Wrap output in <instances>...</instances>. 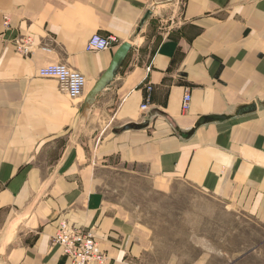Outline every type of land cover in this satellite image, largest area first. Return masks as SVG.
<instances>
[{
    "label": "crops",
    "instance_id": "1",
    "mask_svg": "<svg viewBox=\"0 0 264 264\" xmlns=\"http://www.w3.org/2000/svg\"><path fill=\"white\" fill-rule=\"evenodd\" d=\"M4 14L0 264H70L52 242L62 221L92 229L106 264H142L151 233L114 196L127 175L164 195L186 184L264 227V0H0V26ZM95 34L116 43L87 52ZM18 37L28 38L29 55L15 50ZM124 42L132 49L116 80L86 107ZM52 64L84 76L80 98L38 76ZM253 102L251 114L183 134Z\"/></svg>",
    "mask_w": 264,
    "mask_h": 264
},
{
    "label": "rangeland",
    "instance_id": "2",
    "mask_svg": "<svg viewBox=\"0 0 264 264\" xmlns=\"http://www.w3.org/2000/svg\"><path fill=\"white\" fill-rule=\"evenodd\" d=\"M126 177L114 196L151 233L142 264H264V227L253 217L186 184L164 195Z\"/></svg>",
    "mask_w": 264,
    "mask_h": 264
},
{
    "label": "built area",
    "instance_id": "3",
    "mask_svg": "<svg viewBox=\"0 0 264 264\" xmlns=\"http://www.w3.org/2000/svg\"><path fill=\"white\" fill-rule=\"evenodd\" d=\"M11 29V20L8 15L1 16L0 44L6 41L5 34ZM15 50L23 55L30 54L28 38L18 37L13 40ZM115 38L112 36H91L86 44L87 52H99L114 46ZM37 74L41 78H54L63 92L70 100H75L83 95L85 79L78 71L66 64H52L39 68ZM146 87V95L140 109L146 111L150 102L149 91ZM191 94L189 88L184 89L181 108L187 112L190 106ZM52 242L61 248L62 254L69 260L70 264H106L108 256L100 249L96 242L92 229L74 227L67 222H60Z\"/></svg>",
    "mask_w": 264,
    "mask_h": 264
},
{
    "label": "water",
    "instance_id": "4",
    "mask_svg": "<svg viewBox=\"0 0 264 264\" xmlns=\"http://www.w3.org/2000/svg\"><path fill=\"white\" fill-rule=\"evenodd\" d=\"M151 11H147L143 18L140 20L138 27L136 28L134 35L137 36L141 29L146 24L147 20L151 16ZM132 45L130 42H124L122 43L117 50L115 51L113 58L111 60V63L107 70L104 72V74L100 77L98 82L93 86V88L88 93L85 105L86 107H90L94 104V102L97 100V98L100 96L102 92H104L115 80L119 73V70L126 59L128 53L131 51ZM256 110V104L253 102L248 105L244 106H237L235 107L231 112H228L221 116H212V117H201L196 124L194 125V128L188 132H184V135L190 136L195 129H197L200 126L209 124V123H218L221 121H226L228 119L234 118V117H240V116H246L248 114H251L255 112ZM156 113V112H155ZM152 112L150 116L155 114ZM148 116V118L150 117ZM148 125V121L141 125H135V124H128L125 125L122 130H138L143 127H146Z\"/></svg>",
    "mask_w": 264,
    "mask_h": 264
}]
</instances>
